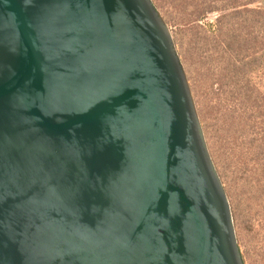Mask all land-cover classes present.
Segmentation results:
<instances>
[{"label": "water", "instance_id": "1", "mask_svg": "<svg viewBox=\"0 0 264 264\" xmlns=\"http://www.w3.org/2000/svg\"><path fill=\"white\" fill-rule=\"evenodd\" d=\"M0 264H243L151 0H0Z\"/></svg>", "mask_w": 264, "mask_h": 264}, {"label": "rangeland", "instance_id": "2", "mask_svg": "<svg viewBox=\"0 0 264 264\" xmlns=\"http://www.w3.org/2000/svg\"><path fill=\"white\" fill-rule=\"evenodd\" d=\"M167 26L243 264H264V0H151Z\"/></svg>", "mask_w": 264, "mask_h": 264}]
</instances>
